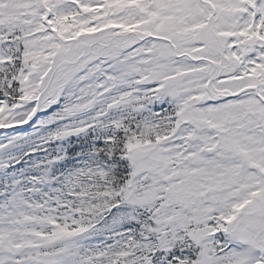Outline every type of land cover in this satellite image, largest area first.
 I'll use <instances>...</instances> for the list:
<instances>
[{
    "label": "snow or ice",
    "instance_id": "snow-or-ice-1",
    "mask_svg": "<svg viewBox=\"0 0 264 264\" xmlns=\"http://www.w3.org/2000/svg\"><path fill=\"white\" fill-rule=\"evenodd\" d=\"M0 264H264V0H0Z\"/></svg>",
    "mask_w": 264,
    "mask_h": 264
}]
</instances>
